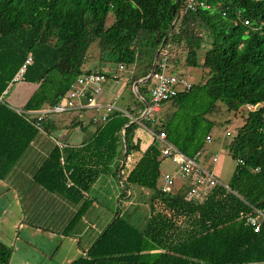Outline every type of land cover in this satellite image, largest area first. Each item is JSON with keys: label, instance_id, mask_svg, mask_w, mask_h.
Segmentation results:
<instances>
[{"label": "trees", "instance_id": "obj_1", "mask_svg": "<svg viewBox=\"0 0 264 264\" xmlns=\"http://www.w3.org/2000/svg\"><path fill=\"white\" fill-rule=\"evenodd\" d=\"M188 1L0 0V97L27 56L32 57L23 83L34 90L20 110L56 106L78 76L100 73L102 66L123 65L130 74L126 88L132 103L124 109L129 117L114 112L106 122H93L89 110L63 112L47 116L41 133L34 118L16 112L5 97L0 100V180L40 134L58 130L63 116L75 121L82 114L88 121L85 127L93 128L79 146L54 145L33 175L36 185L77 207L64 235L91 205L85 195L100 177L118 182L120 198L127 197L130 186L150 192L151 214L142 228L117 211L87 256L71 264L264 263V223L254 233L245 221L253 208L264 209V0H195L194 9ZM109 15L110 25L105 24ZM92 44L99 65L84 71ZM180 47L186 50L182 65L170 57ZM161 50H167V73L183 77L184 69L198 67L199 82L163 103L167 109L159 121L142 118L122 135L130 120L141 118L143 101L150 105L153 78L138 81L153 68L160 72ZM200 50L204 55L198 63ZM247 105L258 107L245 112L226 146L235 162L226 187L215 186L202 202L186 199L185 186L161 193L164 158L149 131H164L171 145L194 157L207 151L205 139L215 126L209 116L223 106L237 113ZM138 131L151 140L144 150ZM133 154L139 158L126 168ZM9 257L10 249L0 242V264H8Z\"/></svg>", "mask_w": 264, "mask_h": 264}, {"label": "crops", "instance_id": "obj_2", "mask_svg": "<svg viewBox=\"0 0 264 264\" xmlns=\"http://www.w3.org/2000/svg\"><path fill=\"white\" fill-rule=\"evenodd\" d=\"M113 68L102 66L101 70L103 72L115 70ZM117 76L116 81L111 79L105 81L101 91L94 95L98 102L114 103V97L118 98L125 90L126 81L130 76L129 72L124 70L117 73ZM33 90L34 86L21 106ZM114 105L121 110L126 108V106L125 108L118 107L115 103ZM152 113L151 117H153ZM61 120L58 122L59 128L56 132L50 136L40 134L33 141L26 155L4 180H0V242L10 249L8 264H71L78 258L86 257L94 242L113 220L116 213L110 211L109 207L99 202L95 196L91 197L87 194L85 200L90 201L91 205L70 234H63L65 225L77 207L36 185L33 175L55 145L53 140L76 147L91 136L93 128L85 127L88 121L82 114L75 121L65 116ZM80 122L81 124H78ZM70 123H72L71 126ZM55 133L58 137L54 136ZM137 137L141 139V149L144 150L151 141L149 136L144 131H138ZM138 158L139 156L135 155V161ZM99 180L101 177L97 181ZM182 186L183 181L181 185H176V189L179 190ZM118 204L121 206V200ZM146 205L149 209L147 216L149 218L151 214L149 199ZM119 213L122 214L120 211ZM135 217H139V221L143 220V223L145 220V223L147 222L143 214L135 215Z\"/></svg>", "mask_w": 264, "mask_h": 264}, {"label": "built area", "instance_id": "obj_3", "mask_svg": "<svg viewBox=\"0 0 264 264\" xmlns=\"http://www.w3.org/2000/svg\"><path fill=\"white\" fill-rule=\"evenodd\" d=\"M197 4L203 6L202 3ZM195 6V0L188 1V8L194 9ZM244 24H247V22L244 21ZM160 55L162 57L159 63L160 72L155 73L154 71L151 77L155 81L149 88L150 105H148L147 109H144L141 115L143 116L142 118L151 122L155 121V118L150 115L152 112L158 111L163 103L173 99L179 93L189 92L192 88V84L183 77L167 73L165 64L167 50H161ZM31 63L32 57L31 55H28L23 66H21L8 88L3 92L0 100L8 95L10 89H12L15 84L20 82L23 83L25 70L31 65ZM124 70L125 68L123 65H116L115 70L82 74L76 78L67 94L56 106L46 107L36 112L23 111L20 109H16V112L34 118V127L41 133H44L41 123L47 116L63 112H81L89 110L94 112V115L92 116L93 122H106L114 112H119L124 116L129 117L124 110L116 108L114 103H100L94 96L101 91L105 81L108 79L116 81L118 79L117 73H121ZM133 90L135 91V88H133ZM116 99L117 97H114V101ZM248 107L252 106L247 105V108ZM149 133L155 138L154 140L160 144V153L162 157L164 159H169L176 166V174L180 180L183 181V186H185L184 189L187 190L186 199L202 201L203 197H205L212 188L217 185H224L218 181L208 169L201 165V154H196L194 157H187L166 140V133L164 131L159 133L149 131ZM210 139L211 137H206L205 140L207 144L211 143ZM53 142L59 149L65 148V144L61 141L53 140ZM217 160L218 157L215 155L211 159V162L216 163ZM175 176L176 175L167 172L162 174L160 179L161 193L170 194L178 190L176 189L174 181ZM224 187L226 186L224 185ZM245 221L254 233H258L264 223V209L253 208L252 212L245 217Z\"/></svg>", "mask_w": 264, "mask_h": 264}, {"label": "rangeland", "instance_id": "obj_4", "mask_svg": "<svg viewBox=\"0 0 264 264\" xmlns=\"http://www.w3.org/2000/svg\"><path fill=\"white\" fill-rule=\"evenodd\" d=\"M113 22V16L108 17L107 23L110 25ZM88 59L85 63L83 70L89 71L92 70L94 67L98 66V49L95 44H92L90 50L88 51ZM204 51L200 50L198 54V63H201L203 60ZM170 57L173 59H178L182 65L184 63L186 57V50L182 47L175 49L171 52ZM114 67L115 66H110ZM113 68V69H114ZM182 69V67H179ZM182 71V70H181ZM103 72V70H101ZM201 69L198 67H189L183 70V78L187 80L190 84H196L199 82L201 77ZM154 79L153 82L154 83ZM152 83V84H153ZM32 86L24 85L22 83H17L10 89L8 95L5 97V102L13 109L21 108L22 102L26 99L27 94L31 92ZM118 107H124L132 103V95L130 94V90L125 88L122 91L120 96L114 102ZM258 106L248 107L246 106L245 111L244 109L239 110L237 113L229 112L226 107H221L220 112L215 115L209 116V118L214 122V128L211 130V143L207 145V151L202 153L203 161L201 165L204 168L208 169L211 174L222 184H228L234 168L235 162L230 158L227 153L226 146L232 136L234 135V129L239 127L243 122L244 114L246 111L255 110ZM161 109V110H160ZM167 106H161L159 108V112H153L152 115L159 121L164 117L166 112ZM91 114V112L89 113ZM71 120L74 118H70ZM71 124V123H70ZM55 137L58 135L55 133ZM217 155L218 160L216 163H212L211 159L213 156ZM135 160V154L127 162V166L131 165L132 161ZM160 172L161 174L167 172L171 173L175 176V184L181 185V180L176 174V166L169 160V159H162L160 163ZM121 186L118 182L114 179H111L108 176H102L101 180L97 181L96 184L91 188L88 195L95 196V198L102 202L103 205L109 207L110 211L117 212L120 211L123 217L130 219L135 226L138 228H142L145 224L143 220L139 221V217L136 218L135 215L143 214L144 217L148 220V213L149 209L147 208L146 201L150 196V192L146 189L130 186L127 197L120 198L121 195ZM129 193L131 196L129 197ZM121 200V206L118 204V201ZM103 210V209H101ZM90 219V218H89ZM264 264V263H260Z\"/></svg>", "mask_w": 264, "mask_h": 264}, {"label": "water", "instance_id": "obj_5", "mask_svg": "<svg viewBox=\"0 0 264 264\" xmlns=\"http://www.w3.org/2000/svg\"><path fill=\"white\" fill-rule=\"evenodd\" d=\"M153 72H154V68L151 70L150 74L146 78H144V79H142V80H140L138 82L145 83L146 81L150 80L152 75H153ZM133 88H136V84L133 85ZM143 104H144V109H147L148 108V104L145 101H143ZM142 117L143 116H141V118ZM141 118H138L136 120H130L129 123L123 127V129L121 131V134L123 135L125 128H127L128 126L132 125L135 122L138 123L139 121H141ZM125 157H126V151L124 149L122 161H121V164H120V169L124 166ZM119 179H120V171L118 173V181H119Z\"/></svg>", "mask_w": 264, "mask_h": 264}]
</instances>
